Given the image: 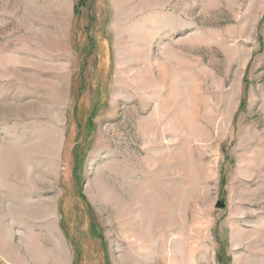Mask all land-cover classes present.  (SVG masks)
<instances>
[{
	"label": "rangeland",
	"instance_id": "obj_1",
	"mask_svg": "<svg viewBox=\"0 0 264 264\" xmlns=\"http://www.w3.org/2000/svg\"><path fill=\"white\" fill-rule=\"evenodd\" d=\"M0 264H264V0H0Z\"/></svg>",
	"mask_w": 264,
	"mask_h": 264
},
{
	"label": "water",
	"instance_id": "obj_2",
	"mask_svg": "<svg viewBox=\"0 0 264 264\" xmlns=\"http://www.w3.org/2000/svg\"><path fill=\"white\" fill-rule=\"evenodd\" d=\"M226 207V204L224 201H221L219 204H218V208L220 209H224Z\"/></svg>",
	"mask_w": 264,
	"mask_h": 264
},
{
	"label": "bare ground",
	"instance_id": "obj_3",
	"mask_svg": "<svg viewBox=\"0 0 264 264\" xmlns=\"http://www.w3.org/2000/svg\"><path fill=\"white\" fill-rule=\"evenodd\" d=\"M136 8H137V7H136ZM137 9H138V8H137ZM17 196H18V195H17ZM46 208H47V207H46ZM14 209H15V207L13 208V210H14ZM46 210H47V209H46ZM47 212H48V211H47ZM49 212H50V211H49ZM14 213H15V212H14ZM15 214H16V213H15ZM33 214H34V213H33ZM33 214H32V215H33ZM39 214H40V213H39ZM13 215H14V214H13ZM34 215H35V214H34ZM16 216H17V215H16ZM35 216H36V215H35ZM35 216H34V217H35ZM40 216H41V215H40ZM40 216H39V217H40ZM37 219H38V218H37ZM54 243H55V242H54ZM8 246H9V245H8ZM7 248H8V247H7Z\"/></svg>",
	"mask_w": 264,
	"mask_h": 264
},
{
	"label": "crops",
	"instance_id": "obj_4",
	"mask_svg": "<svg viewBox=\"0 0 264 264\" xmlns=\"http://www.w3.org/2000/svg\"><path fill=\"white\" fill-rule=\"evenodd\" d=\"M60 241H61V239H60Z\"/></svg>",
	"mask_w": 264,
	"mask_h": 264
}]
</instances>
